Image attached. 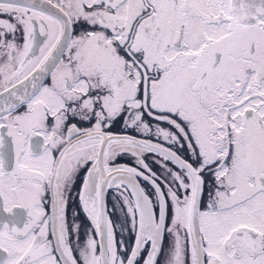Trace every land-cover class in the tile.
<instances>
[{
	"label": "snow or ice",
	"instance_id": "obj_1",
	"mask_svg": "<svg viewBox=\"0 0 264 264\" xmlns=\"http://www.w3.org/2000/svg\"><path fill=\"white\" fill-rule=\"evenodd\" d=\"M0 264H264V0H0Z\"/></svg>",
	"mask_w": 264,
	"mask_h": 264
},
{
	"label": "flooded vegetation",
	"instance_id": "obj_2",
	"mask_svg": "<svg viewBox=\"0 0 264 264\" xmlns=\"http://www.w3.org/2000/svg\"><path fill=\"white\" fill-rule=\"evenodd\" d=\"M112 193H109V209L111 210L112 207V200H111Z\"/></svg>",
	"mask_w": 264,
	"mask_h": 264
}]
</instances>
